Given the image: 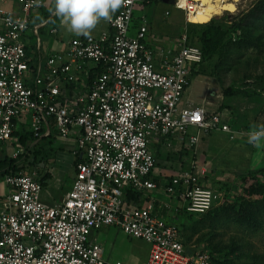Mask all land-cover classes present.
Listing matches in <instances>:
<instances>
[{
  "label": "built area",
  "instance_id": "built-area-1",
  "mask_svg": "<svg viewBox=\"0 0 264 264\" xmlns=\"http://www.w3.org/2000/svg\"><path fill=\"white\" fill-rule=\"evenodd\" d=\"M152 1L125 0L100 35L75 37L65 50L34 59L26 32L44 0L39 7L0 0V151L12 144L17 158L24 134L33 144L73 134L77 157L71 187L54 204L42 200L33 172L4 175L0 264H113L92 237L105 226L148 242L145 264H218L209 251H187L181 228L161 212L169 203L149 194L158 190L156 143L196 145L208 134L233 132L231 120L205 104L183 103L203 51L184 33L171 58L156 53L150 22L134 14ZM160 186L187 213L207 212L222 195L190 171L166 174Z\"/></svg>",
  "mask_w": 264,
  "mask_h": 264
},
{
  "label": "rangeland",
  "instance_id": "rangeland-1",
  "mask_svg": "<svg viewBox=\"0 0 264 264\" xmlns=\"http://www.w3.org/2000/svg\"><path fill=\"white\" fill-rule=\"evenodd\" d=\"M162 1L134 8L135 19L146 16L150 22L151 34L171 33L173 42L169 46L159 45L158 38L154 39L161 51L173 55L184 33L203 51V61L195 69L183 103L205 104L210 112L220 113L233 125L232 133L215 132L196 145L188 141L155 144L158 166L174 174L199 173L203 184L222 194L207 212L187 213L173 208L167 217L181 228L190 253L204 249L218 264H264V149L248 144L247 133L234 131L249 132L254 125L264 124V0H238L234 11L215 13L202 24L189 21L184 9ZM46 140H37L40 146L35 147L31 141L25 147L28 139L24 144L20 140L24 148L15 160L37 177L50 175L41 194L54 195L58 192L56 174L57 180L62 176L70 180L75 167L69 166L70 146L63 144L60 148L56 138L50 143ZM7 147L11 152L12 144ZM6 168L0 166V170ZM162 210L166 216L168 208ZM103 232L110 238L103 241L100 235L97 239L103 241L104 255L110 263L122 260L145 264L148 242L129 238L111 226L103 227L100 234Z\"/></svg>",
  "mask_w": 264,
  "mask_h": 264
},
{
  "label": "crops",
  "instance_id": "crops-1",
  "mask_svg": "<svg viewBox=\"0 0 264 264\" xmlns=\"http://www.w3.org/2000/svg\"><path fill=\"white\" fill-rule=\"evenodd\" d=\"M153 1H156V0H153ZM195 1H197V0H195ZM162 2L165 4L174 5V8L180 7L183 9L181 0L180 1L177 0V3L179 4L178 7H176L175 3H173L171 0H163ZM6 6L10 7L13 5L12 4H6ZM53 7H54V0H44L43 6L39 10H37L36 13L33 15L32 19H31V25L27 29V32H26L27 47H26V49H27L28 55L34 59H37L39 57L42 59H45L48 55H50L52 53L63 51L67 48L69 41H71L75 37H78L72 33H69L66 30V28L60 24L59 20H57L54 16H52L51 20H49V16H50L49 9L53 8ZM14 8H17V7L14 6ZM192 16H189V17L191 18ZM38 17H39V19H38ZM44 21H48V22L45 23ZM192 22H194V21L192 20ZM195 23H199V22H195ZM199 24H202V23H199ZM107 28H108V22L102 21L96 27V29L92 32L91 35L98 36ZM155 38L156 39L158 38L157 40L159 41V45L163 44L164 46H169L168 45V44H170L169 42L170 41L173 42V38L171 37V33L169 31L160 32L159 35L157 36L155 34H151V26H150V31L148 34V43L150 44V46L153 48V50L156 53L158 52V54L161 52V49H160V46L154 42ZM170 38L172 40H170ZM173 45H176V44H173ZM163 56H167L168 58L172 57L170 52L168 53L165 51H163ZM158 58L160 59L159 55H158ZM77 90H78V88L77 89L75 88V90L69 89L68 91L70 93H73L74 91H77ZM202 139H201V141H202ZM29 141H32V140L29 139L28 144H29ZM55 141H60V144L58 145L60 148L63 147V144H65V146L67 145V146L71 147L72 159H71V164L69 166L75 167V162L77 160V157L73 154V147L74 146H72V144H71V142L75 143L74 135L72 134L70 137H66V138L58 136V137H56ZM175 141L177 142V140H174L172 138L170 139V142H175ZM32 146L35 147L36 145L34 144ZM14 147H16V145H14ZM43 148L45 149L44 145H43ZM13 151H14L13 149L11 152L9 151V149H4L3 151H0V157H3L4 159L6 157L10 158L11 157L10 154ZM52 151H53V149H52ZM175 158H178V157H175ZM75 172H76V169H74V174L70 180H68L64 176L58 177L59 179L57 180V174H56V181H57L56 186H57L58 192H56V194H54V195L42 193L41 194L42 200L48 204H54V203L60 202V200L63 198V196L66 194V192L70 189L71 184H72V180L75 176ZM166 174H174V173H170L168 171V169L165 168L164 166L161 168L160 166L157 165V167L154 171L153 180L158 184V190L157 191L156 190L150 191L149 194L153 197H156L159 200V203L160 202H162V203L168 202L169 203V205H170L169 207H166V206L163 207L161 205L162 214H163L162 209L168 208V210H165V211H167L166 212V217H167V215H169V212L173 208H178L179 211H182V210L184 211V209L182 208V205H183L182 200L171 198L165 192V190L160 186L161 179ZM53 175H54V173H53ZM54 178H55V176H54ZM54 178H51V179H54ZM8 192H9V187H8V185L4 179L3 170H0V199L2 197H4ZM105 227H108V226H105ZM102 228L94 231L92 234L93 239L97 242H100L101 244L103 241L108 240L110 238L108 232H103L102 234H100V230ZM100 235H103L102 236L103 241H99L97 239L98 236H100Z\"/></svg>",
  "mask_w": 264,
  "mask_h": 264
},
{
  "label": "clouds",
  "instance_id": "clouds-1",
  "mask_svg": "<svg viewBox=\"0 0 264 264\" xmlns=\"http://www.w3.org/2000/svg\"><path fill=\"white\" fill-rule=\"evenodd\" d=\"M34 2L40 6L39 0ZM124 3L125 0H54V7L49 9V20L54 16L69 33L90 39L96 27L102 21L110 22ZM247 142L256 148L262 146L264 124L254 125L249 130Z\"/></svg>",
  "mask_w": 264,
  "mask_h": 264
},
{
  "label": "bare ground",
  "instance_id": "bare-ground-1",
  "mask_svg": "<svg viewBox=\"0 0 264 264\" xmlns=\"http://www.w3.org/2000/svg\"><path fill=\"white\" fill-rule=\"evenodd\" d=\"M238 0H182L189 21L204 23L223 10L234 11ZM191 5V7H190ZM193 15V16H192ZM189 16H192L191 18Z\"/></svg>",
  "mask_w": 264,
  "mask_h": 264
},
{
  "label": "trees",
  "instance_id": "trees-1",
  "mask_svg": "<svg viewBox=\"0 0 264 264\" xmlns=\"http://www.w3.org/2000/svg\"><path fill=\"white\" fill-rule=\"evenodd\" d=\"M189 41L191 42V43H193V44H196V43H194V42H192L190 39H189ZM204 57V56H203ZM203 61V60H202ZM202 63V62H201ZM200 63V64H201ZM199 64V65H200ZM195 75V70L193 71V76ZM212 134V133H211ZM29 138L30 139H32L33 138V136H32V134L30 133V134H24V135H21V138H20V140L22 141V143L24 144L25 143V141L28 139L29 140ZM47 141V140H46ZM51 141L50 140H48L47 141V143H50ZM36 146H40V145H38V144H36ZM7 162V163H6ZM5 163H6V165H5ZM0 166H7V168L3 171V174L5 175V174H7V173H11V172H15V171H19V170H25V168L23 167L24 165H20V163L19 162H17L16 160H15V158H9V159H7V158H5L4 160H1L0 161ZM49 178H50V175H45L44 177H40V181L42 182V184L43 185H45V184H47V181L49 180Z\"/></svg>",
  "mask_w": 264,
  "mask_h": 264
}]
</instances>
